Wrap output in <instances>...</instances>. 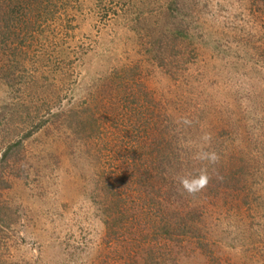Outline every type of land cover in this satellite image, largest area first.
<instances>
[{
	"label": "rangeland",
	"instance_id": "obj_1",
	"mask_svg": "<svg viewBox=\"0 0 264 264\" xmlns=\"http://www.w3.org/2000/svg\"><path fill=\"white\" fill-rule=\"evenodd\" d=\"M51 12L0 50V264H264V0Z\"/></svg>",
	"mask_w": 264,
	"mask_h": 264
},
{
	"label": "trees",
	"instance_id": "obj_2",
	"mask_svg": "<svg viewBox=\"0 0 264 264\" xmlns=\"http://www.w3.org/2000/svg\"><path fill=\"white\" fill-rule=\"evenodd\" d=\"M51 0H0V50L1 53L6 54L10 51V41H13V36L24 35L25 30H33L35 27L45 23L48 18L47 13L50 10ZM42 18L41 20H39ZM9 121H12L10 118ZM26 132L24 136L29 134ZM20 144V139L12 140V142L6 143L4 151L0 155V163L4 162L6 158L10 157L12 149H17ZM8 151L10 153L8 154ZM1 180V179H0ZM2 181V180H1ZM177 214L175 213V219ZM162 221V220H161ZM182 219L177 218L173 222V227L180 226ZM108 227V223L105 222ZM170 222L160 224L159 230L162 232V236L167 238L172 232V225L169 227Z\"/></svg>",
	"mask_w": 264,
	"mask_h": 264
},
{
	"label": "clouds",
	"instance_id": "obj_3",
	"mask_svg": "<svg viewBox=\"0 0 264 264\" xmlns=\"http://www.w3.org/2000/svg\"><path fill=\"white\" fill-rule=\"evenodd\" d=\"M201 159H207L209 162H215L216 156L214 153H203ZM209 176L206 171H201L198 175L180 178V184L182 188L187 191L190 195L204 189L208 182Z\"/></svg>",
	"mask_w": 264,
	"mask_h": 264
}]
</instances>
